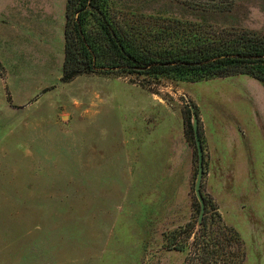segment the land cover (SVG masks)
I'll return each instance as SVG.
<instances>
[{
	"label": "rangeland",
	"instance_id": "374dc122",
	"mask_svg": "<svg viewBox=\"0 0 264 264\" xmlns=\"http://www.w3.org/2000/svg\"><path fill=\"white\" fill-rule=\"evenodd\" d=\"M64 10L65 0H0L6 17L0 33V264L263 263L256 227L245 228L256 217L243 222L236 215L245 251L234 231L197 225V155L185 121L189 103L205 115L239 111L248 119L246 136L261 150L264 82L249 74L182 82L117 72L62 82ZM110 11L150 47L157 40L153 28L175 30L174 23L188 21L192 27L185 28L208 37L264 36V0H111ZM44 33L54 44L44 43ZM162 128L174 139L181 135L191 153L188 188L179 190L188 208L177 199L174 210H130V182L143 171L135 159L144 158L146 137H159ZM241 180L246 186L247 178ZM203 181L204 173L205 210H216ZM223 211L227 219L241 212Z\"/></svg>",
	"mask_w": 264,
	"mask_h": 264
},
{
	"label": "trees",
	"instance_id": "16d2710c",
	"mask_svg": "<svg viewBox=\"0 0 264 264\" xmlns=\"http://www.w3.org/2000/svg\"><path fill=\"white\" fill-rule=\"evenodd\" d=\"M110 8L111 0H65L62 82L86 73L113 72L182 82L249 74L264 82V36L227 32L208 37L185 28L192 27L190 21L183 23L174 19L180 23L173 24L178 29L170 30L166 26L151 30L157 40L150 47L119 25ZM140 14L141 17L160 15ZM187 113L186 133L194 143L189 109ZM204 200L209 206V201ZM209 211L212 212L208 215ZM213 224L218 229L234 231L232 234L239 237L233 227L222 222L217 210H205L201 227L205 231ZM195 241L193 244L197 245ZM238 242L242 247L240 237ZM193 261L196 262L195 258Z\"/></svg>",
	"mask_w": 264,
	"mask_h": 264
},
{
	"label": "crops",
	"instance_id": "0c3cea01",
	"mask_svg": "<svg viewBox=\"0 0 264 264\" xmlns=\"http://www.w3.org/2000/svg\"><path fill=\"white\" fill-rule=\"evenodd\" d=\"M16 14L17 12L14 13L12 19L14 30L19 27L18 14ZM5 18V14L1 11L0 33L2 31L1 24H6ZM16 35V31L10 35L12 41H15ZM44 35H46V37H42L44 43L47 44L48 41H51L54 44L52 36H49L48 33H44ZM3 43L0 40V47ZM62 43L64 52V35ZM231 77L233 76L226 78ZM240 99L242 100L243 97ZM195 106L198 110L199 133L203 145V183H205L206 192L210 195L223 221L238 233L244 251L246 241L236 225V220L239 219L237 216H240V220L243 222L249 219L244 218L245 216L249 217V214L257 218L256 223L251 222L252 225L245 223V228L254 229L256 227L257 247L259 251L260 249L264 251V148L260 150L256 146L254 149L250 139L246 136L245 127L248 124V119L244 118V113L234 111L225 114L217 112L205 115L201 114L197 105ZM155 134L152 133L153 136L145 139V143L148 144L147 148L143 150L144 158L135 159V165L143 171L135 170V174L139 171L142 173L137 174L130 182V210H135V207L138 210H174L177 199L178 203L186 200L179 190L186 189L188 185L192 158L190 151H186L184 138L182 139V136L178 135L174 139L163 128L157 133L159 137ZM260 135H264V129L259 137ZM261 145L264 146L263 143ZM243 177L247 178L246 186L242 184ZM232 182L236 183L234 188L231 187ZM184 185L186 187H183ZM254 185H256V189H254ZM189 202L187 197L185 205L187 208ZM133 203L136 206L133 207ZM223 210H240L241 212H237L227 219ZM243 210H253V213ZM257 263L261 264L262 258H259Z\"/></svg>",
	"mask_w": 264,
	"mask_h": 264
},
{
	"label": "water",
	"instance_id": "95a60500",
	"mask_svg": "<svg viewBox=\"0 0 264 264\" xmlns=\"http://www.w3.org/2000/svg\"><path fill=\"white\" fill-rule=\"evenodd\" d=\"M189 108L191 113V128L193 132L195 150L197 155V171L194 182V193L199 203V212L197 217V225L199 226L202 222L206 209L204 197L201 192V183L204 173V164H203L204 153H203V145L199 133L198 114L196 112L195 106L192 103H189Z\"/></svg>",
	"mask_w": 264,
	"mask_h": 264
}]
</instances>
